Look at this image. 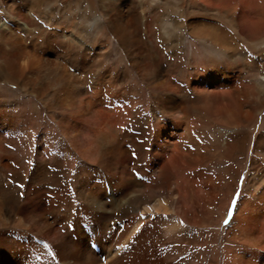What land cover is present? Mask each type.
<instances>
[{
	"label": "bare ground",
	"instance_id": "6f19581e",
	"mask_svg": "<svg viewBox=\"0 0 264 264\" xmlns=\"http://www.w3.org/2000/svg\"><path fill=\"white\" fill-rule=\"evenodd\" d=\"M22 1L27 18L50 0ZM87 2L104 32L129 41H139L142 29L154 36L155 10L164 5L169 28L209 40L231 61L243 59L264 83V66L228 32L251 46L264 41V0ZM61 53L50 42L26 45L14 25L0 27V91L8 84L23 95L0 92V264H264V137L251 150L227 225L236 176L224 188L219 239L210 222L215 178L200 168L202 147L187 145L192 131L210 124L244 132L264 109L228 122L236 116L228 105L238 95L231 88L241 69L227 62L194 65L178 82L159 59L134 63L141 77L152 76L153 86L169 93L158 101L167 102L166 110L156 112L152 128L135 136L121 130L132 108L108 80L114 74L74 82ZM201 78L202 91L215 85L230 91L184 100L180 95H190ZM24 103L26 113L17 108ZM232 136L225 152L243 143L244 136Z\"/></svg>",
	"mask_w": 264,
	"mask_h": 264
},
{
	"label": "rangeland",
	"instance_id": "374dc122",
	"mask_svg": "<svg viewBox=\"0 0 264 264\" xmlns=\"http://www.w3.org/2000/svg\"><path fill=\"white\" fill-rule=\"evenodd\" d=\"M41 6V12H38L37 16H28L26 18L23 16L26 6L22 0H0V27L14 25L21 40L26 45L34 43L44 45L50 42L56 51L61 53V49H64L67 54L61 53L60 57H63V59L64 57L68 58L74 82L86 80L89 84H93L106 71L114 74V79L109 78L108 80L113 83L114 87L117 84L115 89L122 91L121 93L124 94L130 108H132L124 124L121 125V130H126L131 135H139L141 129L148 133V129L155 124L154 115L156 112L161 111V109L166 110L165 104L167 102L161 105L158 104V101L163 99V97L166 98L169 93H163L160 89L153 86L157 80L152 76L144 78L143 75L141 77L142 72L138 71L134 66V63H137V66H142V64L149 63L150 60L152 61L155 58L164 63L165 74L175 77L178 82L187 80L190 68L194 65L199 67L217 63L224 65L223 63L227 62L228 65L239 67L241 70L236 72L239 77L234 81L233 88H231L238 95L234 94L236 97L233 104L228 105L229 109L232 112L235 111L236 114V116L231 114L228 121L230 123H237L243 120L245 113L249 109L264 105V83L254 75L257 72L253 70L249 72L243 59L240 60L239 58L237 61H231V59L226 57L225 53L221 54L215 47L210 46L207 43L209 40L190 36L186 30L169 28L170 17L166 13L164 5L157 6L158 8L155 10L157 12V27L153 26L154 36H151L148 31H144L141 28L142 31L140 30L136 33L140 37L139 41L120 39L113 32H104L98 25L101 18H98L88 7L87 0H50L43 2ZM170 15L176 16L174 13ZM26 20L27 22L31 21L29 27L22 25ZM55 30H57V36L52 37V32ZM66 32L69 35L65 36ZM228 32L237 41H241V46L246 53L249 51L250 55L255 56L259 64L264 66V41L251 46L244 42L243 38L241 40L239 33L235 34V32L229 30ZM70 33L77 36L79 40L73 38ZM91 70L94 71L93 74L90 73ZM80 72L82 73L80 74ZM78 74L82 75V78H79ZM205 74L202 71L200 76L202 77ZM199 81L194 84V89L190 91V95L185 96L182 93L180 96L184 100L188 97L199 98L200 100L202 95H207L206 91L209 90V92H212L213 89L216 90L220 96L227 95L226 92L230 91V89L217 85L202 91L200 87L203 86L205 79L201 78ZM2 86L3 90L0 92L7 96H12V98L23 96L22 93L16 91L14 86L8 84H3ZM257 89L261 90L259 95L255 93ZM29 106V103H24L21 106H17V108L26 113ZM43 123L44 121L41 120L39 128L44 125ZM209 126H212V128H208ZM209 126L200 127L201 129L192 131L191 139L187 142V145H190L192 149L197 144L202 147L201 153L204 157L200 160L202 163L200 168L205 169L207 173L212 174V178H215L218 188L215 190L216 194L212 200L210 222L216 238L219 239V233L222 230L221 225L225 226L222 223L220 224L224 211V201L226 200L225 196L228 194V191L224 188L230 181L232 183L233 177L236 176L235 187L226 211L229 212L230 209H233L231 201L236 199L235 196L239 193L241 180L245 174L251 150L257 143V139L261 136L264 137V109L258 113L256 118L252 119L251 126L244 132L241 130L235 132L230 128H225L224 130L220 128V125L210 124ZM233 133L241 137L244 136L243 143L237 147V150L225 152V143L231 141ZM229 135L231 137H228ZM125 147H129L128 142L125 143ZM227 216L223 218V221L228 219ZM216 246L219 247L218 242ZM206 248L208 249V247Z\"/></svg>",
	"mask_w": 264,
	"mask_h": 264
},
{
	"label": "snow or ice",
	"instance_id": "6c2138e0",
	"mask_svg": "<svg viewBox=\"0 0 264 264\" xmlns=\"http://www.w3.org/2000/svg\"><path fill=\"white\" fill-rule=\"evenodd\" d=\"M237 196H239V193H237ZM232 205H233V208L236 207V205H237V200L236 199L232 200ZM228 215H229V217H231L233 215L232 209L229 210ZM224 224H226V225L229 224V220H225Z\"/></svg>",
	"mask_w": 264,
	"mask_h": 264
}]
</instances>
